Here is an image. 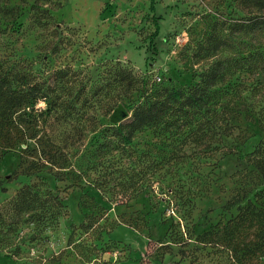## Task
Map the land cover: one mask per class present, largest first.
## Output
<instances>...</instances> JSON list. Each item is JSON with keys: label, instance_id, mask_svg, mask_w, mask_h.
Masks as SVG:
<instances>
[{"label": "rangeland", "instance_id": "obj_1", "mask_svg": "<svg viewBox=\"0 0 264 264\" xmlns=\"http://www.w3.org/2000/svg\"><path fill=\"white\" fill-rule=\"evenodd\" d=\"M240 3L0 0V64L45 87L53 86L54 72H68L57 111L41 115L49 102L39 100L22 119L21 133L15 128L0 136V264H176L173 240L185 226L197 236L220 230L247 202L264 208V195H254L263 187L242 177L253 170L247 155L259 144L264 150L263 64L233 66L220 107L211 106L225 112L229 135L207 114L194 119L202 124L196 134L179 123L144 129L127 143L124 131L115 136L112 127L128 122L131 112L121 123L109 118L118 105L140 99L141 78L151 90L192 86L210 62L194 57L196 47L212 31L227 40L220 58L264 50V26L247 27L263 13ZM116 66L132 72L136 87L93 94ZM48 157L67 160L58 183L50 174L55 170L34 165ZM37 169H44L46 184L32 176ZM25 184L46 187L61 200L55 225L38 230L28 215L16 216L12 202ZM203 253L202 264H218Z\"/></svg>", "mask_w": 264, "mask_h": 264}, {"label": "trees", "instance_id": "obj_2", "mask_svg": "<svg viewBox=\"0 0 264 264\" xmlns=\"http://www.w3.org/2000/svg\"><path fill=\"white\" fill-rule=\"evenodd\" d=\"M45 1L50 3L51 0ZM240 2L250 13H263L260 19L253 17L247 27L251 30L262 28L264 26V0H240ZM32 9L35 16H41L39 8ZM44 12L47 13L46 10ZM225 46H227V40L216 34L215 31L210 32L197 45L194 57L197 60H210V62L197 80L193 82V85L186 89L159 87L151 90L148 88V82L141 78L138 86L140 99L132 100L123 106L127 112H131V118L125 124L112 127L117 131L115 136H121V132L124 131L126 142L130 143L133 136L144 129L162 130L168 126L181 127L178 125L179 123L190 126V136L192 133L196 134L197 129L202 127V124L196 127L194 119L207 114H212L214 120L221 123L219 128L222 135H229L230 128L227 121L222 118L225 112L218 111V107L217 110L215 108L211 110V106L220 104L222 95H224L222 88L226 78L233 73L232 67L244 64L247 68L257 69L262 64L264 65V50H260L262 46H258L259 48L253 50L246 58L231 60L220 58V52ZM252 71L255 72V70ZM27 75L26 72H21L16 68H4L0 64V136H3L4 130L12 134L15 128L17 132L21 133L24 129L22 119H26L27 111L33 109L37 101L49 102V107L41 115H52L63 103L61 101L58 104V100L64 99L60 96L62 94H59V89L61 88V92L67 94L65 81L68 79V72L66 70L54 72L52 87L32 83ZM136 85V82L133 83L132 80V72L116 66L108 79L100 86L92 88H95L93 92L95 95L101 93V96H109L112 92L132 89ZM55 87L56 90L53 89ZM64 107L67 111L66 106ZM111 123L116 124L112 121ZM15 139L13 136L9 139L10 142L8 140L10 147L16 144ZM3 144L5 146L2 147L5 148L6 140L3 141ZM247 162L253 167V170L243 175V180L246 177L251 178L255 181L253 185L256 188L263 187L259 190L258 195L254 194L257 200L264 195V150L262 145L259 144L247 155ZM46 163L34 165L47 167L48 170L52 168L56 171V173H50L54 181L56 183L62 181L60 172L67 168V160L48 157ZM43 173L44 169H37L32 173V176H37L46 184V179L40 176ZM96 188L101 190L102 186L97 184ZM252 189L246 191V194L241 195L240 193V199L247 198V195L252 193ZM12 209L18 217L28 215L29 222L36 229L46 230L57 223L62 215L63 205L61 200L46 187L25 184L15 196ZM236 210L237 214L227 220L220 230L210 229L195 236L185 226L184 232L177 235L178 241L173 240V243L178 247L179 254V261L175 263L202 264L203 260L200 257L206 251V255L212 254L218 264H262L264 260V208L247 202L246 206H238ZM0 221L2 225L4 222L1 216ZM165 248L166 246L163 249Z\"/></svg>", "mask_w": 264, "mask_h": 264}, {"label": "water", "instance_id": "obj_3", "mask_svg": "<svg viewBox=\"0 0 264 264\" xmlns=\"http://www.w3.org/2000/svg\"><path fill=\"white\" fill-rule=\"evenodd\" d=\"M128 117L129 113L127 110L122 105H118V107L112 112L110 120L114 123H121Z\"/></svg>", "mask_w": 264, "mask_h": 264}]
</instances>
